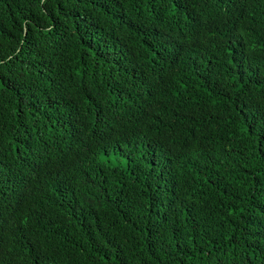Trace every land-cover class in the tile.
<instances>
[{
	"label": "trees",
	"instance_id": "trees-1",
	"mask_svg": "<svg viewBox=\"0 0 264 264\" xmlns=\"http://www.w3.org/2000/svg\"><path fill=\"white\" fill-rule=\"evenodd\" d=\"M0 264H264V0H0Z\"/></svg>",
	"mask_w": 264,
	"mask_h": 264
},
{
	"label": "rangeland",
	"instance_id": "rangeland-1",
	"mask_svg": "<svg viewBox=\"0 0 264 264\" xmlns=\"http://www.w3.org/2000/svg\"><path fill=\"white\" fill-rule=\"evenodd\" d=\"M104 159L113 165H115L117 163V160H115V158L113 156L104 157Z\"/></svg>",
	"mask_w": 264,
	"mask_h": 264
}]
</instances>
